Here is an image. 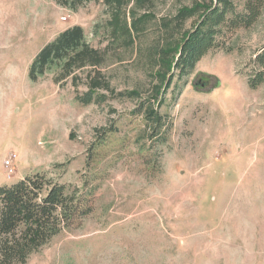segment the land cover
Masks as SVG:
<instances>
[{"label": "rangeland", "instance_id": "rangeland-1", "mask_svg": "<svg viewBox=\"0 0 264 264\" xmlns=\"http://www.w3.org/2000/svg\"><path fill=\"white\" fill-rule=\"evenodd\" d=\"M195 1L0 0V187L40 173L92 209L25 264H264V84L247 85L264 11L174 77L158 111L165 144L151 145L135 113L155 85V50ZM73 26L105 53L98 71L114 93L140 98L82 105L70 80L29 81L38 51Z\"/></svg>", "mask_w": 264, "mask_h": 264}, {"label": "trees", "instance_id": "trees-1", "mask_svg": "<svg viewBox=\"0 0 264 264\" xmlns=\"http://www.w3.org/2000/svg\"><path fill=\"white\" fill-rule=\"evenodd\" d=\"M104 1L112 5L122 0ZM263 11L264 0H245L241 13L235 12L230 0H196L191 7H184L177 13L167 37L154 52L155 85L148 99L142 100L135 110L144 119L151 145L167 141L171 122L158 111L174 77L181 81L189 76L207 53L223 49L222 42L227 35L250 28ZM189 20L193 22L185 29ZM140 23L141 20L134 21L135 31ZM104 62L105 53L91 47L83 29L73 26L57 34L38 51L27 75L33 84L48 74L54 75L53 82L57 86L70 80L75 100L82 105L101 104L107 98H140L135 91L114 93L98 71ZM249 68L247 85L255 90L264 84V45L250 61ZM83 70H86L87 90L80 96L76 90L77 72ZM91 210L88 198L79 188L59 185L40 173L0 187V264H25L32 254L82 221Z\"/></svg>", "mask_w": 264, "mask_h": 264}]
</instances>
